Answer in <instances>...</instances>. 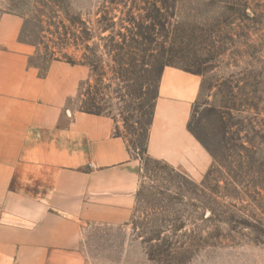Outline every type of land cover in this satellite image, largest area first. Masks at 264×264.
<instances>
[{"label":"rangeland","instance_id":"rangeland-1","mask_svg":"<svg viewBox=\"0 0 264 264\" xmlns=\"http://www.w3.org/2000/svg\"><path fill=\"white\" fill-rule=\"evenodd\" d=\"M14 23L40 76L86 69L68 108L109 117L140 161L128 225H82L86 264H264V0H0V38ZM168 67L200 77V179L146 156Z\"/></svg>","mask_w":264,"mask_h":264},{"label":"crops","instance_id":"crops-1","mask_svg":"<svg viewBox=\"0 0 264 264\" xmlns=\"http://www.w3.org/2000/svg\"><path fill=\"white\" fill-rule=\"evenodd\" d=\"M18 31L0 38V264H86L82 225H128L140 161L109 117L68 108L86 69L55 61L40 76ZM200 82L163 70L146 145L193 179L211 164L187 129Z\"/></svg>","mask_w":264,"mask_h":264},{"label":"trees","instance_id":"trees-1","mask_svg":"<svg viewBox=\"0 0 264 264\" xmlns=\"http://www.w3.org/2000/svg\"><path fill=\"white\" fill-rule=\"evenodd\" d=\"M97 115H99V114H97Z\"/></svg>","mask_w":264,"mask_h":264}]
</instances>
